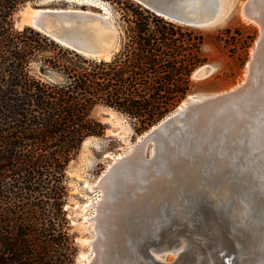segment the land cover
Here are the masks:
<instances>
[{
	"label": "trees",
	"instance_id": "trees-1",
	"mask_svg": "<svg viewBox=\"0 0 264 264\" xmlns=\"http://www.w3.org/2000/svg\"><path fill=\"white\" fill-rule=\"evenodd\" d=\"M35 1L0 0V264H73L67 170L86 139L106 132L95 109L131 118L138 134L159 123L191 91L209 36L110 0L120 50L97 60L15 28Z\"/></svg>",
	"mask_w": 264,
	"mask_h": 264
},
{
	"label": "water",
	"instance_id": "water-1",
	"mask_svg": "<svg viewBox=\"0 0 264 264\" xmlns=\"http://www.w3.org/2000/svg\"><path fill=\"white\" fill-rule=\"evenodd\" d=\"M52 1L26 4L18 13L15 27L34 28L97 60L111 59L120 50L118 30L110 16H104L103 8L102 13L56 8L49 5ZM133 1L171 22L206 28L218 23L238 0ZM256 1L244 0L241 7L242 16L257 24L261 33L245 81L227 92L197 98L167 116L109 172L110 180L126 175L129 165L137 159L143 168L141 181L149 182L145 189L151 184L156 193L165 188L173 201L156 203L152 199L147 206L136 202L134 209L122 217L126 230L122 224L110 229L102 221L98 223L94 243L98 256L93 264H168L164 258L171 253H179V260L173 264H182L189 260L190 248L196 246L204 254L200 264H230L240 259L254 264L260 254L264 257V188L256 198L258 191L254 193V187L242 191L234 181L246 171L242 178L264 184V142L260 144L249 135L231 145L226 131L232 113L255 87L263 67L264 12ZM27 8L31 12L26 14ZM214 71V66L203 65L196 77L205 79ZM150 144L154 149L148 157ZM226 161L232 163L229 169L222 167ZM224 185L246 204L243 219L236 218L238 201L220 203V198L213 195ZM225 256L228 258L224 260Z\"/></svg>",
	"mask_w": 264,
	"mask_h": 264
},
{
	"label": "rangeland",
	"instance_id": "rangeland-1",
	"mask_svg": "<svg viewBox=\"0 0 264 264\" xmlns=\"http://www.w3.org/2000/svg\"><path fill=\"white\" fill-rule=\"evenodd\" d=\"M101 1L105 2L107 7L109 8L112 23L118 30V24L116 23V19L118 17L112 12V8L113 6H116V4H113L110 0ZM243 3L244 0L236 1L233 7L226 14L224 13L221 20L213 26L206 28L194 27L196 30L207 35V37L209 36V40L203 48V53L208 58V61L204 65L214 66L215 71L212 75L205 79H197L196 77H194V74L201 66L198 67L192 74L191 91L188 93L187 97L177 106V108L174 109L170 114L175 113L184 102L190 101L191 97H212L217 94L232 90L235 87L240 86L245 81L248 74V63L252 58V54L256 50L257 41L259 40L261 33L260 27L258 25L245 19L242 16L241 7ZM49 5L56 8L84 9L102 13L101 8L79 6L71 2V0H53L51 3H49ZM22 7L19 9V11L22 9ZM19 11L15 15V22L18 17ZM217 36L223 38V41H219L218 39H216ZM225 40H228L229 44L231 45H227ZM109 110L112 109L104 107H97L95 109L94 117L106 126V132L103 136L100 137H89L92 138L91 143L87 147H84L83 143L79 154L74 160L70 162L67 170L69 200L68 204L66 205V211L67 217L70 221L71 233L75 234V245L77 247V253L74 255L73 264H86L88 262V259H84L82 255H90L89 253L91 252V248L86 242L83 241V239H92L93 237H95L96 239L97 226L96 224L92 225V223H88L84 220L87 218L89 221H91L98 217V211L95 205H99L100 203H102L105 198L102 191L93 192L90 188L86 187V184H95L102 177V175L106 173L105 171L108 170L110 166H113L112 163L115 161V158L119 154H123L125 155V157L131 155L134 152L139 137H141L144 133H146L153 127L152 126L148 130L138 134L134 129V120L114 110L113 111L115 113H111ZM153 149V145L150 144L147 149L148 157L152 156ZM191 149L192 148H189L187 150L190 151ZM199 151L200 150L198 149L197 152ZM245 173L246 171L240 172V177L236 176L237 178H235L236 180H234L235 183H237L241 187L242 191H245L247 188L254 187V193L255 191H258V194H256V198H259V191L261 190V188H264V184H261V182H259L258 180L248 181L247 177L242 178L243 174ZM142 181L133 182L135 185L132 182H127L126 185H123L124 187L122 188V192L120 191L119 197L115 199L124 197L125 192L129 191V185L131 183L132 190H136V192L134 193L135 195H142V192L143 195L147 194L148 191H145V188L148 187L149 184H147L146 181L144 182V180ZM135 186L137 187L135 188ZM223 189H227L229 192H231V194L233 193V190L228 188V185H225ZM213 195L215 196V194ZM233 199L238 201L237 204L243 205L244 207L242 206V208H246V204L244 205V203H242L243 201L237 199L236 195L235 197H233ZM89 203H92V206L86 210H83L85 205ZM110 223L113 225L112 227H118L117 224L119 222L116 215H113ZM190 249L189 260H186L182 264H200V260L203 258L204 254L197 246ZM260 256H262V254H260L259 257L256 258V262L254 264L263 263L262 261L264 257ZM190 258L193 260V262H191L192 260L190 261ZM227 258L228 256H225L224 260ZM164 259L166 263L173 264L179 260V253L168 254ZM211 263L213 264V261H211ZM230 264L247 263L246 261H241L240 259L239 262H235L234 260Z\"/></svg>",
	"mask_w": 264,
	"mask_h": 264
},
{
	"label": "bare ground",
	"instance_id": "bare-ground-1",
	"mask_svg": "<svg viewBox=\"0 0 264 264\" xmlns=\"http://www.w3.org/2000/svg\"><path fill=\"white\" fill-rule=\"evenodd\" d=\"M52 1V0H49ZM71 2L79 5V6H90V7H98V8H103L105 10L104 16H111L109 8L107 7L106 3L101 1V0H71ZM256 5L258 8L263 10L264 12V0H257ZM28 12H31L29 8L26 9V14ZM257 25V24H256ZM196 74H194V77H196ZM197 78V77H196ZM198 79V78H197ZM198 98V97H197ZM196 97H191L190 101L184 102L176 112H178L180 109L184 108L187 103H193L196 102L197 99ZM209 98V97H207ZM201 99H206V98H201ZM111 113H115L113 110H109ZM171 115V114H170ZM226 131L229 134L228 135V143L232 145V143L240 141L242 137L244 136H252L257 139L258 143L264 142V61H263V67L260 71L258 81L255 85V87L252 89V91L248 94V96L243 99L242 103L236 107L235 112L232 113L230 119H229V125L226 126ZM146 135L144 133L141 137H139L137 144L141 142L142 138ZM251 137V138H252ZM92 138H88L84 142V147H87L91 143ZM189 149V148H187ZM245 151L248 150L249 148H244ZM135 150V149H134ZM130 156V155H129ZM201 156V155H199ZM125 155L119 154L116 158L115 161L112 163V167L110 166L108 170H106L102 177L93 185H90L89 183L86 184V187L90 188L93 192L97 191H102L104 193V201L100 203L99 205H95L97 207L98 211V217L96 219L89 221L86 217L84 221L88 223H92V225L98 226V223L101 221L105 226H108L110 229L114 228L112 227L113 225L110 223L112 220L113 215L117 216L118 224L117 226H120L121 224L124 225L123 228L126 230V223L123 222V216L129 214L132 209L136 206V202L138 203H143L145 206L150 205L148 202H150L152 199L153 201L155 200L156 203H163V202H169L173 201V198L165 194L167 192V189H159L158 193H156L154 190H152V185L149 186L148 189H146L147 194L143 195V192L141 193L142 195L139 194H134L136 190H132L131 184L133 182H140L141 177H142V167H140L139 161L134 160L133 164L129 165L128 172L126 175H118V177H114L113 179H108V174L109 172L117 166L121 161H123L125 158ZM128 157V156H127ZM232 165L231 162H224L222 165L223 168H230ZM142 168V169H141ZM147 176V175H146ZM130 183L129 185V191L125 192V196L121 197L119 199H115L119 197L120 191L122 192V188L124 187L123 185H126V183ZM145 182V181H144ZM143 183V181H142ZM141 183V184H142ZM134 184V183H133ZM140 184V183H139ZM145 184V183H144ZM149 184V183H147ZM135 185V184H134ZM116 186H119L116 188V191H113V194L110 195L109 192H111L112 188ZM128 186V185H127ZM138 186V184H137ZM135 186V188L137 187ZM140 186V185H139ZM152 186V187H151ZM225 186V185H224ZM224 186L216 192L215 196L219 197L218 202H232L233 197H235V194H231L227 189H223ZM141 187V186H140ZM128 188V187H126ZM138 193V192H137ZM156 193V194H155ZM122 195V194H121ZM135 196V197H134ZM149 197L148 199H143ZM135 198V199H133ZM115 199V201H114ZM224 199V200H221ZM236 199V198H235ZM150 200V201H149ZM145 202V203H144ZM151 203V202H150ZM243 203V202H242ZM245 205V204H244ZM92 206V203H89L85 205L83 210H86ZM236 218L239 220L243 219L246 215V212L244 208H242L243 205H236ZM244 207V206H243ZM68 208V206H67ZM93 208V207H92ZM90 210V209H89ZM128 210V212H126ZM95 211V210H94ZM92 218V217H91ZM95 218V217H94ZM95 237L92 239H83L84 242H86L90 248L91 252L89 253L90 255H82V257L85 259H88V262L86 264H93L95 259L97 258V250L94 247L95 243ZM102 262V261H101ZM102 264H105L102 263ZM115 264V263H114Z\"/></svg>",
	"mask_w": 264,
	"mask_h": 264
},
{
	"label": "built area",
	"instance_id": "built-area-1",
	"mask_svg": "<svg viewBox=\"0 0 264 264\" xmlns=\"http://www.w3.org/2000/svg\"><path fill=\"white\" fill-rule=\"evenodd\" d=\"M99 194V193H98Z\"/></svg>",
	"mask_w": 264,
	"mask_h": 264
}]
</instances>
